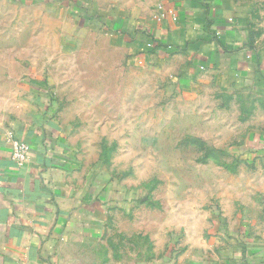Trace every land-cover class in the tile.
Returning a JSON list of instances; mask_svg holds the SVG:
<instances>
[{"label": "rangeland", "instance_id": "obj_1", "mask_svg": "<svg viewBox=\"0 0 264 264\" xmlns=\"http://www.w3.org/2000/svg\"><path fill=\"white\" fill-rule=\"evenodd\" d=\"M97 10L88 0H0V131L29 124L38 95L56 100L85 173L110 191L103 245L121 261L213 242L198 239L225 226L211 215L254 198L239 189L259 167L240 152V112L162 87L143 61L146 28L130 35Z\"/></svg>", "mask_w": 264, "mask_h": 264}, {"label": "crops", "instance_id": "obj_2", "mask_svg": "<svg viewBox=\"0 0 264 264\" xmlns=\"http://www.w3.org/2000/svg\"><path fill=\"white\" fill-rule=\"evenodd\" d=\"M90 1L130 35L146 28L142 36L156 43L143 61L162 87L171 85L182 100L240 112V152L254 154L259 167H249L239 189L254 198L238 200L233 215L208 216L225 224L198 237L213 242L165 259L121 261L118 249L103 245L110 191L85 173L71 126L56 100L41 94L29 124L0 131V264H264V0ZM19 145L27 147L21 163L14 158Z\"/></svg>", "mask_w": 264, "mask_h": 264}, {"label": "built area", "instance_id": "obj_3", "mask_svg": "<svg viewBox=\"0 0 264 264\" xmlns=\"http://www.w3.org/2000/svg\"><path fill=\"white\" fill-rule=\"evenodd\" d=\"M155 43L156 42L154 40L151 41L150 39H149V41H146L145 42L146 51H144V52L147 53V52H150L151 50H153L155 47ZM26 152H27V147L25 145L15 146V153H14L15 160L18 161L19 163H21L25 158Z\"/></svg>", "mask_w": 264, "mask_h": 264}, {"label": "trees", "instance_id": "obj_4", "mask_svg": "<svg viewBox=\"0 0 264 264\" xmlns=\"http://www.w3.org/2000/svg\"><path fill=\"white\" fill-rule=\"evenodd\" d=\"M151 41H153V39H150ZM146 41H149V39H146L145 41H144V45H143V51H146V47H145V42ZM152 51V50H151ZM145 53V52H144ZM145 54H149V52H147V53H145Z\"/></svg>", "mask_w": 264, "mask_h": 264}]
</instances>
